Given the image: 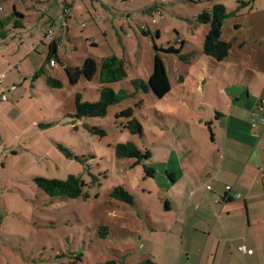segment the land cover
Segmentation results:
<instances>
[{
  "label": "rangeland",
  "instance_id": "1",
  "mask_svg": "<svg viewBox=\"0 0 264 264\" xmlns=\"http://www.w3.org/2000/svg\"><path fill=\"white\" fill-rule=\"evenodd\" d=\"M44 1L0 0V20L10 16L12 4L24 15L20 27L7 22L0 38V73L8 65L19 64L3 81L4 86L16 87L5 90L2 86L6 99H0V264H99L109 259L118 264L172 262L174 253H179L177 230L167 228L162 219L174 213L165 210L164 192L155 190L156 183L170 174L157 160L170 150L182 155L193 148L196 154L200 140L196 127L185 125L176 107L179 78L186 76L191 88L204 84L207 100L215 103L224 81L230 82L240 72L241 68H231L234 62L250 58L255 65L264 64V0H218L227 13L220 39L232 43L221 62L201 53L208 25L196 20L215 0ZM66 6L72 18L67 33L55 24V34L61 33L62 39L57 60L52 56L56 65L50 66L41 28L60 17ZM143 24L150 33H143ZM178 37L183 41H177ZM154 43L161 49L172 87L162 98L152 91L136 88L135 92L130 83L136 77L145 80L151 73ZM110 54L123 58L126 68V77L110 87L131 93L108 106L104 116L74 118V94L94 102L100 85L97 74L71 83L64 71L66 62L79 65L85 57L99 61ZM42 67L43 73L34 76ZM48 75L62 85L51 88L46 83ZM126 107L133 108V116L141 123V136L125 128L127 118L115 116ZM91 126L102 128L105 135L92 134ZM205 130L209 140L211 131ZM127 141L148 149L150 157L139 163L136 158H117L114 146ZM143 165L151 167L154 175L148 176ZM68 175L82 179L83 195L51 197L35 181L36 176L65 179ZM207 185L212 182L206 181ZM118 186L131 193V203L109 196Z\"/></svg>",
  "mask_w": 264,
  "mask_h": 264
},
{
  "label": "crops",
  "instance_id": "2",
  "mask_svg": "<svg viewBox=\"0 0 264 264\" xmlns=\"http://www.w3.org/2000/svg\"><path fill=\"white\" fill-rule=\"evenodd\" d=\"M90 15L94 20L95 16ZM71 18L70 12L64 21L57 22L61 33L68 32ZM52 24V19L45 23ZM55 24L54 36L47 39L43 33L42 41L44 45L47 42L48 53L52 43L57 45L58 58L62 35L55 34ZM262 36L264 39V33ZM248 59L231 65L241 68L240 72L233 74L230 82L224 81L223 88L217 90L220 98L215 103L207 100L204 84L193 86L192 82L194 88H191L187 87L186 76L179 78L174 98L176 107L185 125L196 127L200 140L196 154L193 148L182 155L170 150L169 155L157 160L170 175L169 179H160L155 190L164 192L165 210L174 213L164 217L162 224L177 230L179 244L175 259L163 260L162 264H264V128L259 137L253 135L259 128L260 117L264 116V104L259 108L260 99L264 98V64L255 65ZM17 67L19 64L8 65L0 73L1 87L5 90L16 87L15 84L4 86L3 81ZM256 108L258 115L252 116ZM251 122L256 126L252 127ZM205 127L211 131L209 140L204 136ZM206 181L212 182L209 189L204 186ZM226 185L231 186V196L221 201ZM240 245L252 249V253L241 251ZM146 262L151 263L149 259Z\"/></svg>",
  "mask_w": 264,
  "mask_h": 264
},
{
  "label": "trees",
  "instance_id": "3",
  "mask_svg": "<svg viewBox=\"0 0 264 264\" xmlns=\"http://www.w3.org/2000/svg\"><path fill=\"white\" fill-rule=\"evenodd\" d=\"M187 1L201 2L202 0ZM33 2L37 4L40 2V0H33ZM226 15V7L219 3L218 0H215V2L209 8L204 9L196 16V20L198 22L208 25L207 32L201 42V53L204 56L210 57L215 62L223 61L228 56L232 48L231 42L220 39V33ZM22 18L23 15L19 13L15 7H12L10 16L0 20V38L4 36V27L7 22L12 21L15 27H20L23 24ZM140 29L144 34L150 33L149 27L147 26L144 28L141 27ZM158 34L159 33L157 30L155 35L158 36ZM177 41L182 42L183 40H180L178 37ZM54 47L55 49L53 53L50 48V52L47 55V62L54 60L52 56L57 59V45ZM154 50L152 70L147 79L144 80L140 77H136L131 79L130 83L133 87H135V92H137L138 89H141L144 92L152 91L156 97L162 98L170 92L171 83L166 74L162 56L159 52L161 49H159L155 43ZM167 50L174 51L172 47H168ZM54 61L56 62V60ZM43 71V67L38 69L34 72V76L40 75L43 73ZM64 71L71 83H76L81 77H84L87 80L92 79L96 74L98 77L100 88L99 97L96 101H85L82 100L79 93L74 94V113L72 116L77 119H80L84 116H104L108 106L119 103L131 93L127 92L125 89H120L116 92L112 87H110V84L123 80L126 77V68L124 66L123 58L115 54L103 56L99 59V61H95L91 57H85L79 65L67 64L64 67ZM46 83L51 88H58L62 85L58 79L52 78L49 75L46 78ZM262 99H260V101ZM256 110L258 109L256 108ZM115 116L117 118H127L124 126L131 134L137 136L142 135V125L133 116L132 107H126L118 111ZM88 130L92 134H97L99 136L105 135V131L99 127L91 126L88 128ZM114 154L117 158H136V163H139L141 160L148 159L150 157V152L148 149L141 150L133 141L117 143L114 146ZM143 167L148 176L154 175V170L151 167L146 165H143ZM35 181L38 187H40L48 196L51 197L76 198L84 194L83 187L85 183L77 175H68L65 179L36 176ZM109 196L125 203L132 202L131 193L128 192L123 186L114 187L109 192ZM102 228L106 227L103 226ZM76 258H79V256ZM72 264L79 263L73 261ZM99 264H118V262L114 259H109L104 262H100Z\"/></svg>",
  "mask_w": 264,
  "mask_h": 264
},
{
  "label": "built area",
  "instance_id": "4",
  "mask_svg": "<svg viewBox=\"0 0 264 264\" xmlns=\"http://www.w3.org/2000/svg\"><path fill=\"white\" fill-rule=\"evenodd\" d=\"M24 1H33V0H24ZM162 1H163V0H155V3L157 4V3H160V2H162ZM156 4H154V5H152V6H156ZM153 8L158 9L157 7H153ZM2 10H3V6L0 4V11H2ZM70 10H71L70 7H67V6L64 7L63 12H62V14L60 15V17H58L57 19L53 20V23H57V22H59V21H64V19L69 15ZM53 26H54V24H52L51 26H46V27H43V28H42V32L44 33V37H45V38L50 39V38H52V37L54 36ZM82 26H84V23H81V26H80V27H82ZM146 26L148 27L147 24H144V25H142L141 27L144 28V27H146ZM48 63H49L50 66L55 65V61H54V60H50ZM2 77H3V75H0V99H1V100H5V99H6V96H5V94H4V90L1 88V78H2ZM263 104H264V99H262V100L260 101L259 108H262V105H263ZM258 112H259V110H257V111H253V112H251V115H252V116H254V115H258V114H257ZM251 126H252V127H255V126H256V123L251 122ZM258 126H259V128L253 132V135L256 136V137H259V135H260L262 129L264 128V116H261V117H260V122H259ZM207 188H210V187L207 185ZM225 189H226V192H225V194L222 196V200H221V201L228 200V199L230 198V196H231V195H230L231 186H230V185H226ZM236 196H237V195H235V197H236ZM219 200H220V199H219ZM215 201L217 202L218 200L216 199ZM239 249H240L241 251H243V252L252 253V249H246V247H245L244 245H240V246H239Z\"/></svg>",
  "mask_w": 264,
  "mask_h": 264
},
{
  "label": "water",
  "instance_id": "5",
  "mask_svg": "<svg viewBox=\"0 0 264 264\" xmlns=\"http://www.w3.org/2000/svg\"><path fill=\"white\" fill-rule=\"evenodd\" d=\"M54 49H55V48H54V43H52V44H51V50H52V52L54 51Z\"/></svg>",
  "mask_w": 264,
  "mask_h": 264
}]
</instances>
